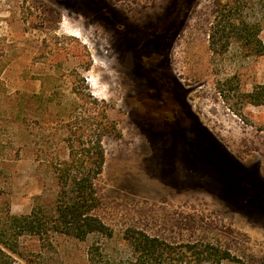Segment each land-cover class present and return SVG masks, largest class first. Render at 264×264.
Instances as JSON below:
<instances>
[{"label": "rangeland", "instance_id": "rangeland-1", "mask_svg": "<svg viewBox=\"0 0 264 264\" xmlns=\"http://www.w3.org/2000/svg\"><path fill=\"white\" fill-rule=\"evenodd\" d=\"M183 1L186 9L179 13L185 19L178 32L166 35L155 55L138 66L136 51L146 48L145 34L173 18ZM216 1L0 0V79L7 91L53 93L55 105L76 100L84 106L92 95L95 112L107 109L116 123V133L102 141L106 160L92 213L112 230L115 250L123 249L124 231L134 228L173 244H217L243 263L264 264V213L205 170L181 144L178 128L165 127L167 106L173 103L164 99L173 78L185 106L264 182V106L245 99L264 85V56L235 42L226 52H212ZM234 1L261 24L264 46V0ZM149 69L166 88L151 90ZM31 123L40 144L63 147L65 122L53 117L47 123L42 116ZM4 129L5 135L12 130ZM22 155L10 164L1 194L14 215L51 204L55 194L52 175L30 153ZM250 193L254 205L264 207V195L255 188ZM51 238L49 244L27 241L39 254L38 264H87L92 240Z\"/></svg>", "mask_w": 264, "mask_h": 264}, {"label": "trees", "instance_id": "trees-1", "mask_svg": "<svg viewBox=\"0 0 264 264\" xmlns=\"http://www.w3.org/2000/svg\"><path fill=\"white\" fill-rule=\"evenodd\" d=\"M186 3L182 2L173 18L145 34L146 48L142 45L136 51L138 66L142 67V63L155 55L166 35L178 32L185 19L179 12L186 9ZM237 3L234 0L216 1L210 35L212 52H219L220 48L226 52L235 42L252 54L264 56V46L259 39L261 24L252 21ZM147 74L153 92L168 85L150 69ZM171 80V93L165 94L164 101L170 98L173 107L167 106L165 127L178 128V135L183 140L181 144L205 170L214 172L231 193L264 213V207L254 205L255 199L250 193L255 188L264 195V182L256 171L245 168L230 155L201 124L185 106L179 83L173 78ZM52 97L53 93L48 96L44 93L11 94L0 79V264H38L35 255L39 254L29 250L27 241L36 238L43 244H49L54 236H66L82 242L92 240L87 250V264H247L217 244H173L134 228L126 229L122 234L120 242L123 249L112 248V230L92 213L99 204L97 182L106 160L102 141L116 133V123L109 118L107 109L102 108V113L98 114L95 112L94 105L98 102L92 95L84 100V106L76 100L55 105ZM245 99L250 105L264 106V85L255 86ZM41 109L43 113H39ZM42 116L47 123H51L53 117L65 122L62 148L56 149L53 143L42 145L34 136L31 122H38ZM7 127L12 129L9 135L4 134ZM52 137L56 138L55 135ZM193 148H200V153L197 155ZM24 153H30L39 167L52 175L55 194L51 204H37L28 214L14 215L8 199L1 194L10 164L20 160Z\"/></svg>", "mask_w": 264, "mask_h": 264}]
</instances>
